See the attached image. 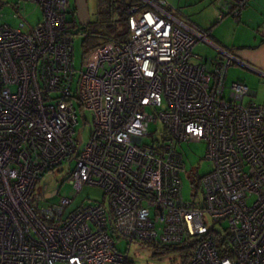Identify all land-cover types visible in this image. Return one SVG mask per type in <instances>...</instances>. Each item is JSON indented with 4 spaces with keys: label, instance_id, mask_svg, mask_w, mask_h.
Masks as SVG:
<instances>
[{
    "label": "built area",
    "instance_id": "obj_1",
    "mask_svg": "<svg viewBox=\"0 0 264 264\" xmlns=\"http://www.w3.org/2000/svg\"><path fill=\"white\" fill-rule=\"evenodd\" d=\"M27 1L42 10L35 26L0 23V264H132L111 233L128 244L201 238L188 264H264V105L244 103L240 82L225 90L231 56L198 59L209 32L142 0L127 8L125 38L103 39L78 71L67 0ZM247 3L227 0L218 20ZM154 120L162 135L144 142ZM183 141L206 143L201 202L182 197ZM58 168L73 196L38 207V179ZM85 185L104 200L66 212Z\"/></svg>",
    "mask_w": 264,
    "mask_h": 264
},
{
    "label": "rangeland",
    "instance_id": "obj_2",
    "mask_svg": "<svg viewBox=\"0 0 264 264\" xmlns=\"http://www.w3.org/2000/svg\"><path fill=\"white\" fill-rule=\"evenodd\" d=\"M89 12V25L82 26L75 12L74 0H67L66 20L69 22L71 32L74 34V66L78 71L84 69V55L90 47L100 44L103 36L110 34V24H113L119 31L126 30L125 24L119 19V9H115L110 20L106 14H102L108 6L107 0H86ZM117 6L119 3L114 2ZM42 19V10L40 6L27 0H0V23H8L16 27L20 22L25 24L26 28L35 26ZM81 33V34H80ZM193 52L198 55V59L205 60L212 56L214 52L209 44L198 43ZM198 59H195L197 61ZM232 67H230L226 78V88L235 80L230 78ZM227 76V75H226ZM262 80V82H261ZM253 88L257 91L256 95H247L243 102H254L264 105V79L255 78ZM248 87V86H247ZM78 124L76 128V140L85 142L87 140L90 126L83 124L80 111L77 109ZM162 125L158 120L150 121L148 132L150 135L144 138V142H150L151 136L160 137ZM175 148L182 154L185 166L181 173V193L185 201L201 202L203 196L202 188L199 182L200 177L210 171V161L205 158L206 143L204 141H183L175 144ZM67 170L58 168L40 177L36 183L32 196L33 203L38 207H44L49 204L58 203L62 197H72L74 189L67 179ZM104 200L103 192L100 188L85 185L75 196L70 205L66 207V212H70L78 206L85 204H94ZM223 226H225L223 224ZM217 229L220 227L217 226ZM111 233V232H110ZM114 240V247L120 252H127L132 264H183L177 253H156L154 248L144 243L128 244L123 238L117 237L111 233Z\"/></svg>",
    "mask_w": 264,
    "mask_h": 264
},
{
    "label": "crops",
    "instance_id": "obj_3",
    "mask_svg": "<svg viewBox=\"0 0 264 264\" xmlns=\"http://www.w3.org/2000/svg\"><path fill=\"white\" fill-rule=\"evenodd\" d=\"M139 8L142 0H137ZM165 9L191 21L209 32L213 49L210 58L224 61L231 56L230 78L248 86V95H256L255 78L264 79V0H248L238 19L226 15L218 20V13L227 0H162ZM262 82V80H261Z\"/></svg>",
    "mask_w": 264,
    "mask_h": 264
},
{
    "label": "trees",
    "instance_id": "obj_4",
    "mask_svg": "<svg viewBox=\"0 0 264 264\" xmlns=\"http://www.w3.org/2000/svg\"><path fill=\"white\" fill-rule=\"evenodd\" d=\"M107 1H108V6L101 13L106 14V16L110 20H112L113 11L115 9H119V19L117 21L122 22L123 24H125V26H126V21L128 17L127 8L131 5L139 6V3L137 2V0H107ZM115 1H117L119 5L115 6L114 5ZM109 27H110V31H109L110 34L103 36L102 37L103 39H106V38L123 39L125 38L127 34V30L119 31L117 27H115L113 24H110ZM97 45L98 44L93 45L92 47L87 49V51ZM207 235L213 239V242L215 243V246L217 248L219 255L221 256L225 255L226 254V250L224 246L225 236L221 234V232L215 231L212 228L209 230V233ZM199 240H201V238H197L196 236H190L182 244H179V245H153V244H147V245L152 246L156 253H162V252L177 253L181 258V262L183 264H188L192 251L197 245Z\"/></svg>",
    "mask_w": 264,
    "mask_h": 264
},
{
    "label": "water",
    "instance_id": "obj_5",
    "mask_svg": "<svg viewBox=\"0 0 264 264\" xmlns=\"http://www.w3.org/2000/svg\"><path fill=\"white\" fill-rule=\"evenodd\" d=\"M74 5L79 23L84 27L87 26L90 20L86 0H74Z\"/></svg>",
    "mask_w": 264,
    "mask_h": 264
}]
</instances>
